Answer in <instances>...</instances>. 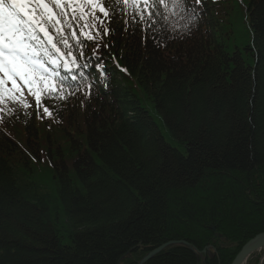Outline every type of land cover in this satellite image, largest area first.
I'll return each instance as SVG.
<instances>
[{"label": "trees", "instance_id": "obj_1", "mask_svg": "<svg viewBox=\"0 0 264 264\" xmlns=\"http://www.w3.org/2000/svg\"><path fill=\"white\" fill-rule=\"evenodd\" d=\"M196 7L96 20L103 86L0 119V264H231L264 234V0Z\"/></svg>", "mask_w": 264, "mask_h": 264}, {"label": "snow or ice", "instance_id": "obj_2", "mask_svg": "<svg viewBox=\"0 0 264 264\" xmlns=\"http://www.w3.org/2000/svg\"><path fill=\"white\" fill-rule=\"evenodd\" d=\"M201 3L202 0H108L105 8L102 0H0V85L11 82L12 88L3 89L5 94L19 91L17 80L29 86L30 91L35 86L33 94L38 101L40 91L47 98L63 100L74 95L82 84L90 90L93 83L88 81L93 71L108 72L103 58L95 54L96 49L92 56L84 58L86 41L99 37L96 20L103 26L104 19L117 15L123 4L134 26L143 22L150 30L157 25L175 30L180 20L190 21L199 15L196 5ZM96 9L104 19L95 15ZM90 29L95 30V36ZM108 32L105 27V35ZM11 99L16 101L17 97L13 94ZM43 110L52 115L47 107Z\"/></svg>", "mask_w": 264, "mask_h": 264}, {"label": "water", "instance_id": "obj_3", "mask_svg": "<svg viewBox=\"0 0 264 264\" xmlns=\"http://www.w3.org/2000/svg\"><path fill=\"white\" fill-rule=\"evenodd\" d=\"M177 245H182L185 247L189 246L186 242H169L149 253L138 264H146L148 261L153 259L156 255L160 254L167 248ZM262 251H264V234L257 235L255 238H253L247 244H245L231 264H246L253 254L260 253ZM206 252L207 251L205 250L203 253ZM263 260H264V254L261 257L260 264H262Z\"/></svg>", "mask_w": 264, "mask_h": 264}, {"label": "rangeland", "instance_id": "obj_4", "mask_svg": "<svg viewBox=\"0 0 264 264\" xmlns=\"http://www.w3.org/2000/svg\"><path fill=\"white\" fill-rule=\"evenodd\" d=\"M17 86L24 87L23 81L17 80ZM264 254V253H263Z\"/></svg>", "mask_w": 264, "mask_h": 264}]
</instances>
